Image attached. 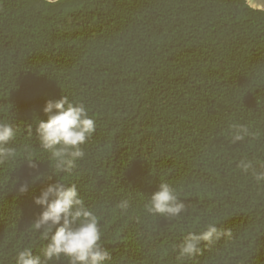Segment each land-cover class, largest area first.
I'll return each mask as SVG.
<instances>
[{
  "label": "trees",
  "instance_id": "obj_1",
  "mask_svg": "<svg viewBox=\"0 0 264 264\" xmlns=\"http://www.w3.org/2000/svg\"><path fill=\"white\" fill-rule=\"evenodd\" d=\"M63 95L96 122L71 175L35 135ZM0 122L16 129L17 152L0 165V264L47 243L31 226L34 198L58 180L98 216L109 264H264V182L238 168L264 163V12L244 0H0ZM232 124L259 135L232 144ZM161 182L186 212L146 211ZM209 223L232 239L178 260L175 246Z\"/></svg>",
  "mask_w": 264,
  "mask_h": 264
},
{
  "label": "clouds",
  "instance_id": "obj_2",
  "mask_svg": "<svg viewBox=\"0 0 264 264\" xmlns=\"http://www.w3.org/2000/svg\"><path fill=\"white\" fill-rule=\"evenodd\" d=\"M58 0H46L48 4ZM245 6L256 12H264V0H244ZM43 112L46 120H38L35 135L39 148L50 154L55 162V170L71 175L77 167V161L83 159L85 152L81 147L95 133V119L89 116L83 103L70 102L66 95L58 100H48ZM231 143L243 141L246 137L256 139L258 133L250 131L247 125L232 124ZM28 135L33 133L32 126L27 128ZM16 138V129L7 122H0V165L14 159L16 149L9 146ZM25 152L31 155L30 148L25 146ZM33 161H36L35 163ZM38 159H28V167L38 169ZM257 168L253 161L241 159L238 168L243 173H250L259 184L264 182V163ZM47 179L50 181L51 176ZM29 185L22 184L18 193H27ZM34 203L42 207V212L32 223L35 230L42 233L47 242L39 254H33L31 247L17 252L15 264H50L64 257L68 264H109L112 260L111 251L103 247L99 218L93 210L86 207L84 199L79 195L75 183L67 184L58 180L50 183L34 198ZM131 206L130 199H122L117 208L121 214H127ZM146 211L168 219L178 217L186 212L188 205L179 199L175 188L167 182L159 183L146 204ZM231 228L217 227L214 223L204 226L199 232L189 231L178 248V260H194L211 249L220 240H231Z\"/></svg>",
  "mask_w": 264,
  "mask_h": 264
},
{
  "label": "water",
  "instance_id": "obj_3",
  "mask_svg": "<svg viewBox=\"0 0 264 264\" xmlns=\"http://www.w3.org/2000/svg\"><path fill=\"white\" fill-rule=\"evenodd\" d=\"M59 1V0H58Z\"/></svg>",
  "mask_w": 264,
  "mask_h": 264
}]
</instances>
